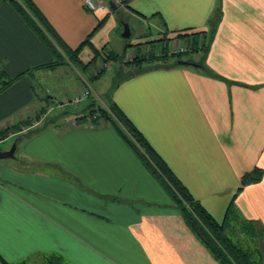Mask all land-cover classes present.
I'll return each mask as SVG.
<instances>
[{"label":"crops","instance_id":"0c3cea01","mask_svg":"<svg viewBox=\"0 0 264 264\" xmlns=\"http://www.w3.org/2000/svg\"><path fill=\"white\" fill-rule=\"evenodd\" d=\"M28 1L57 41L80 47L84 69L92 71L99 53L110 58L112 72L124 69L110 102L192 198L225 224L226 235L244 251L250 236L264 259V0H125L113 11L90 10L85 0ZM123 22L135 36L119 42L121 51L109 49ZM178 31L199 33L162 39ZM183 39L201 40L202 47L180 56L198 65L176 64L177 56L149 64L156 49ZM124 56L130 63H119ZM53 61L14 4L1 1L4 70L16 76ZM48 68L56 67L33 68L0 93V137L11 120L39 114L38 103L40 110L49 105L27 126L54 114L42 129L27 134L22 127L0 139L8 142L2 149L17 140L16 157L0 161V264L48 257L64 264H228L227 253L209 234L208 242L197 235L119 131L83 116L91 96L79 106L56 101L47 89L41 95L33 74ZM255 168L259 178L242 184Z\"/></svg>","mask_w":264,"mask_h":264},{"label":"trees","instance_id":"16d2710c","mask_svg":"<svg viewBox=\"0 0 264 264\" xmlns=\"http://www.w3.org/2000/svg\"><path fill=\"white\" fill-rule=\"evenodd\" d=\"M3 0H0V2ZM11 1L17 10L24 16V18L28 21V23L33 27V29L40 35V37L45 41L46 45L49 47L51 52L54 55V61L50 64H44L43 66H34L32 68H27L22 73L12 76L8 74L4 68L0 65V93L5 91L9 86H11L21 75L24 73H28L33 68L39 67H57L58 65L64 63V55L66 51L64 48L62 49V53L58 50L56 45L52 42L51 39L45 34L46 28L42 25V23H37L34 16L36 17L35 10L30 7V2L28 0H9ZM45 29V30H43ZM199 32H181L178 31L172 36H164L162 39H171L175 36H188L198 34ZM161 39V40H162ZM68 49V48H67ZM80 47L75 49H68L70 52V56L77 58V52ZM69 56V58H70ZM172 56L167 53L162 54L161 56H152L148 57L151 61L149 64L161 65L162 62H166V57ZM177 56L176 60L180 58L182 55H174ZM71 59V58H70ZM135 58L132 59V63H134V71H138L139 68L135 66ZM155 59V60H152ZM176 60L174 63L177 64ZM130 63V62H128ZM107 103V102H106ZM88 107V108H87ZM87 108V113L83 116L88 117L89 115H93L95 112H98L100 115L93 118L95 124L99 123V119H103L104 121L112 124L119 133L124 137V139L133 147L135 152L139 155V157L145 162V164L152 169V172L155 174L157 180L163 185L166 191L169 193L173 202L179 206L182 212L187 214L188 222L195 230L198 235H203L206 238V232L202 230L199 226V221L211 232L214 237L221 243L226 253L229 257L235 259V255L241 256L242 259H248V253L244 251L242 248H239L237 244L233 243L232 240L226 235L224 232V223L217 222L212 215L206 210V208L198 201L194 200L190 193L186 190L185 186L182 185L171 173L169 168L166 166L165 162L156 154L141 132L133 125V123L123 114L121 110H119L116 105L111 102L108 103L107 106L100 102H95L93 99L89 101V104L85 107ZM25 121V123H23ZM23 122H18L12 125L5 127L1 131V138H5L9 133L22 129L27 124L33 123L34 120L32 118H27ZM27 123V124H26ZM120 123L126 131H128V135L124 130L120 128ZM26 124V125H25ZM47 125L45 122L40 127L34 128V130L30 131V134L36 130L42 129ZM255 174L246 173L242 178V184H246L248 181L257 180L260 176L262 170L259 168L254 169ZM259 172V175L257 174ZM243 186V185H242ZM241 186V187H242ZM58 258V257H57ZM49 264H64L60 259H55L48 257ZM237 263V261H236ZM6 264H26L22 263H6Z\"/></svg>","mask_w":264,"mask_h":264},{"label":"rangeland","instance_id":"374dc122","mask_svg":"<svg viewBox=\"0 0 264 264\" xmlns=\"http://www.w3.org/2000/svg\"><path fill=\"white\" fill-rule=\"evenodd\" d=\"M35 14H36V12H35ZM34 18L38 24L43 23V25H44L43 21L37 19L35 16H34ZM122 30H123V26H122ZM122 30L120 32V35L118 34L116 36L117 41L114 44L112 42L111 46L109 45V49L112 48V49H115L117 51H121V49L123 47L119 45V42L120 41L121 42H124V41L128 42L132 38V36H135L134 32H133L132 36L123 37V36H121ZM45 34L49 37V39L52 40V42L56 45V47L58 48V50L61 53H62V49L64 48V50L66 51V54L64 55V63L58 65V67H56L55 69H49L48 68V69H44L45 71L43 73L36 72L33 74L34 78L37 81L36 82L37 83L36 88H40L42 91L41 95L45 94L46 89L49 88V90H50L49 94L53 95V97L56 98V101L61 102V103L75 104V105L79 104V106H82L83 105L81 103L82 101L79 103H74L72 101H69V102L63 101L66 98H71V96H72V95L68 96L67 94H69V93H66V91L69 90V87L72 85H77L75 83L80 82L83 84L80 85L79 88L81 86L89 88L90 93L88 94V97L91 96L92 99L96 98L97 102H101L102 104H105L106 106L108 103H111L110 102L111 101L110 100L111 89H112L113 85L118 81L120 75H122L124 73V69H121L120 73L116 72L118 65L114 64L115 65V71L112 72V70L110 69L112 67L111 62H109L110 58H108V57L105 58L107 56L105 53H103V54L99 53L98 55H96V57L94 59L95 62L93 61V64L89 65V66L93 67L92 71H88L86 68L84 69L83 65L78 61V59L76 57L70 56V52L68 51L67 47H65V45L63 43H61L60 41H57L53 34H51L49 31H46ZM184 41H187V40H184ZM191 41L193 42L194 46L189 51H192L194 49H197V48H200L203 46V44L201 43V40H199V42L195 41V39H193ZM202 42H203V40H202ZM160 49L161 48H159L158 51H157V49L155 50L156 56H161V53L162 54L167 53L166 48L164 49L162 47L161 51H160ZM189 51H187V52H189ZM187 52H185V53H187ZM120 53H122V52H120ZM185 53H182V54H185ZM182 54H180V55H182ZM69 56L71 59L69 58ZM172 56H174V55H172ZM128 58L127 57L125 58V56L121 57V61H119V63L122 61H123L122 63H127L129 61ZM132 59H133V57H132ZM179 59H183V58H179ZM152 60H155V59H152ZM149 61H151V59ZM104 62L108 63L107 67H105ZM162 63L165 64L164 62H162ZM0 65L3 67L1 62H0ZM100 75H102V77L100 79L94 80V79L98 78ZM110 85H112V86H110ZM89 101H91V99H89ZM47 105H49V104H47ZM47 105H44L45 109H47V107H46ZM40 107H41V105L38 103L36 106V110H34V111H39L38 112L39 114H34V113L31 114V117L35 123L40 118V112L42 111L39 109ZM44 107H43V111H44ZM70 110L71 109H69V111ZM48 115H49V118H47V119L50 121L51 116L54 114L52 112H50V114H48ZM70 116H71V113L69 114L68 117H70ZM27 118H28V116H27ZM16 119H17L16 122H14V119L11 120L9 125L18 123V119H23V118L21 116H18V118H16ZM47 119H44V118L41 119L40 122L38 123V125H29V126L26 125L24 127L25 133L30 134L31 130H34V128L40 127L45 122H48ZM19 122H22V121H19ZM24 123H25V121H24ZM118 124L120 125V128L122 130H124V132H126V134L128 135V131H126L125 128L120 123H118ZM32 127H34V128H32ZM0 144L3 146L4 145L7 146L8 142L5 144L1 142ZM2 160H4V159H0V161H2ZM168 195H169V193H168ZM234 219H236L235 213L230 212V215L228 217L229 222L233 223ZM199 226L202 230H204L206 232V234H209L210 236H212L213 239L218 243V245L224 250L221 243L214 237V235L211 232H209V230H207V228L200 221H199ZM232 230L234 231L235 229L232 228ZM229 234H230V237L232 239L236 240V233L229 232ZM198 236L203 241L208 242L202 234L198 235ZM206 238H207V236H206ZM248 239H249L248 241L243 242V245L245 246L244 249L249 254L248 259H242L241 256L235 255L236 260H234L232 257L230 258L229 255L227 254L229 257L228 258L229 259L228 264H262L264 259L261 260L258 252H256V250L253 248L250 236ZM233 243H235V242H233ZM262 251L264 252V249H262ZM236 261H237V263H236ZM40 264H49V263L45 262V263H40Z\"/></svg>","mask_w":264,"mask_h":264},{"label":"built area","instance_id":"2783aa9c","mask_svg":"<svg viewBox=\"0 0 264 264\" xmlns=\"http://www.w3.org/2000/svg\"><path fill=\"white\" fill-rule=\"evenodd\" d=\"M111 2H113L117 7H120V6L124 5L125 0H85V5L90 10L113 11V7H112ZM184 40H187V41H184ZM193 46H194L193 42L189 39L172 41L168 45L167 53L169 55L182 54V53L189 51ZM161 50H162V48L160 49V51ZM104 65H105V67H107L108 63L104 62ZM47 92L50 93L49 88H47ZM89 93H90L89 88L82 87L73 96H71V98H66L63 101H65V102L72 101L74 103H79V102L83 101L84 99H86L88 97ZM42 111L40 112V117L45 114L44 111L43 112ZM97 116H99V113L95 112L93 115H89L87 118H88V120L93 121V118L97 117Z\"/></svg>","mask_w":264,"mask_h":264},{"label":"water","instance_id":"95a60500","mask_svg":"<svg viewBox=\"0 0 264 264\" xmlns=\"http://www.w3.org/2000/svg\"><path fill=\"white\" fill-rule=\"evenodd\" d=\"M112 7L115 9L117 6L111 2ZM123 37H129L131 36V29L130 26L127 22H123V31L121 33ZM179 64H191V65H198L193 61L186 60V59H178ZM17 147V140H15L12 145L8 149H2L0 147V159H5V158H14L16 157L15 151Z\"/></svg>","mask_w":264,"mask_h":264}]
</instances>
